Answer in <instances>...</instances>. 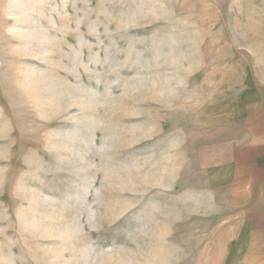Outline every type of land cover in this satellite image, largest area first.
Returning <instances> with one entry per match:
<instances>
[{
	"label": "rangeland",
	"instance_id": "374dc122",
	"mask_svg": "<svg viewBox=\"0 0 264 264\" xmlns=\"http://www.w3.org/2000/svg\"><path fill=\"white\" fill-rule=\"evenodd\" d=\"M242 121L264 0H0V264H242Z\"/></svg>",
	"mask_w": 264,
	"mask_h": 264
},
{
	"label": "crops",
	"instance_id": "0c3cea01",
	"mask_svg": "<svg viewBox=\"0 0 264 264\" xmlns=\"http://www.w3.org/2000/svg\"><path fill=\"white\" fill-rule=\"evenodd\" d=\"M235 124L240 128L221 163L232 176L223 179L233 201L231 220L223 225L227 247H239L242 264H264V133L243 121Z\"/></svg>",
	"mask_w": 264,
	"mask_h": 264
}]
</instances>
